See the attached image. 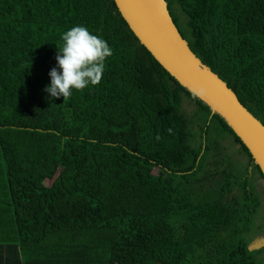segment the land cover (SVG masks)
Wrapping results in <instances>:
<instances>
[{
    "label": "trees",
    "instance_id": "trees-1",
    "mask_svg": "<svg viewBox=\"0 0 264 264\" xmlns=\"http://www.w3.org/2000/svg\"><path fill=\"white\" fill-rule=\"evenodd\" d=\"M167 2L192 50L264 123V0ZM76 25L113 54L98 85L49 100L61 34ZM223 134L244 170L231 171ZM225 175L245 180L251 207ZM253 177L264 185L234 130L141 44L115 0H0V264H264V248L244 251L264 230L245 211L262 204Z\"/></svg>",
    "mask_w": 264,
    "mask_h": 264
},
{
    "label": "water",
    "instance_id": "water-1",
    "mask_svg": "<svg viewBox=\"0 0 264 264\" xmlns=\"http://www.w3.org/2000/svg\"><path fill=\"white\" fill-rule=\"evenodd\" d=\"M115 2L141 44L184 87L224 118L264 175V123L242 103L226 77L192 50L167 0Z\"/></svg>",
    "mask_w": 264,
    "mask_h": 264
},
{
    "label": "clouds",
    "instance_id": "clouds-1",
    "mask_svg": "<svg viewBox=\"0 0 264 264\" xmlns=\"http://www.w3.org/2000/svg\"><path fill=\"white\" fill-rule=\"evenodd\" d=\"M57 65L49 71L50 83L44 88L48 99H70L74 91H83L101 82L105 62L112 49L106 40L83 25L73 26L61 34Z\"/></svg>",
    "mask_w": 264,
    "mask_h": 264
},
{
    "label": "rangeland",
    "instance_id": "rangeland-1",
    "mask_svg": "<svg viewBox=\"0 0 264 264\" xmlns=\"http://www.w3.org/2000/svg\"><path fill=\"white\" fill-rule=\"evenodd\" d=\"M185 107H186V111H187L188 115H190V116L196 110V106L190 105L189 103H186ZM223 135H224V137H227V139H225L226 140L225 144H227V145L230 144L231 145L230 148L227 150L229 153H231L229 157L232 158L231 160H233L232 161L233 162L232 163L233 164L232 165L233 168L231 169V171H233L234 169H235V171L244 170L245 164L247 165L249 163L248 158H243V157H246V156H243L241 154V153H243V151L241 150L240 146L237 143H235L234 140H232V138H231V136L229 134H223ZM233 158H235V159H233ZM236 158H238V159H236ZM229 161H230V159H229ZM192 167L195 168V166L193 164H192ZM225 180H228V181L233 183V190L242 199V201H245L246 203L250 204V207L253 205L254 201L252 202L250 200H245V198H244V191H243V188H241L240 183H243L245 180L241 179V176L240 177H237V176H233V177L226 176ZM253 180L257 184V190H258V193H259V195H260V197L262 199V201H261L262 204H261V207L258 208V211H257V213L255 215H253L250 212V210L247 209V208H246L245 211L248 212V214H250V216H251V225H252V227L254 229L255 228L262 229V228H264V185H263V183L259 182V179L257 177H253ZM248 241H252V242H250L248 247L244 248V251H245L246 255H249L253 251L254 247H255L256 250L264 248V230L256 232L254 235H252V238L249 237ZM259 258L264 260V255H262V254L259 255L258 259Z\"/></svg>",
    "mask_w": 264,
    "mask_h": 264
},
{
    "label": "crops",
    "instance_id": "crops-1",
    "mask_svg": "<svg viewBox=\"0 0 264 264\" xmlns=\"http://www.w3.org/2000/svg\"><path fill=\"white\" fill-rule=\"evenodd\" d=\"M259 179V178H258ZM255 182V181H254ZM259 182H261L260 180H259ZM256 187H257V184H256ZM230 226V225H229ZM230 229L232 230V228H231V226H230ZM253 235L255 234V233H252ZM235 236H236V234H234ZM236 238H237V240L238 241H240L239 239H238V237L236 236ZM252 242V241H251ZM254 250L255 251H257L256 249H255V247L253 248V251L252 252H254Z\"/></svg>",
    "mask_w": 264,
    "mask_h": 264
}]
</instances>
